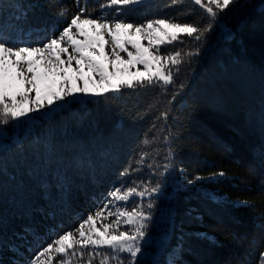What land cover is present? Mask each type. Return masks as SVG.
Segmentation results:
<instances>
[{
    "label": "trees",
    "instance_id": "1",
    "mask_svg": "<svg viewBox=\"0 0 264 264\" xmlns=\"http://www.w3.org/2000/svg\"><path fill=\"white\" fill-rule=\"evenodd\" d=\"M249 2L255 7L220 14L219 29L201 45L200 56L180 66L177 84L169 90L124 89L71 103L0 150V264H28L55 233L78 227L122 179L161 183L162 194L142 202L146 212L149 199L157 207L150 210L141 264H259L264 253L259 227L264 224V16L259 10L264 0ZM102 3L51 0L49 7L48 0H0V29L13 40L36 42L60 30L81 7L101 15ZM61 7L67 20L57 16ZM114 12L115 7L103 9L112 18ZM157 17L207 20L190 0H146L124 9L120 18ZM226 32L232 33L227 40ZM194 47L193 41L186 50ZM180 83L183 90L169 104ZM165 111L167 120L161 115ZM169 133L166 144L163 136ZM146 137L151 143L142 145ZM141 150L148 153L144 166L121 178L124 168L137 167ZM164 163L170 168L160 176ZM220 171L226 175L215 182L197 181L203 184L199 191L185 183ZM207 190L228 200L247 199L255 210L214 203L202 196Z\"/></svg>",
    "mask_w": 264,
    "mask_h": 264
},
{
    "label": "snow or ice",
    "instance_id": "2",
    "mask_svg": "<svg viewBox=\"0 0 264 264\" xmlns=\"http://www.w3.org/2000/svg\"><path fill=\"white\" fill-rule=\"evenodd\" d=\"M145 3L146 0H105L100 5L99 16H93L86 7H81L60 30L45 33L43 39L36 42L13 40L0 29V128H7L10 122L22 121L32 114H42L45 109L51 114L54 106L59 107L80 95L107 97L110 93L120 94L124 89L163 87L169 90L177 84L180 66L190 64L193 58L200 56L201 45L210 33L219 29L224 19L221 13L255 7L249 0H190L191 5L199 6L206 14V22L170 17L143 22L120 18L124 9ZM48 6H53L51 0H48ZM105 7H115V18L103 14ZM259 11L264 16V6ZM68 15L67 9L62 7L57 12L64 20ZM231 36V32L224 34L226 40ZM141 41H147V44ZM193 41L195 47L186 50ZM183 88L180 83L172 92L169 104ZM161 115L164 120L168 119L167 111ZM169 139L170 133L163 136L166 144ZM150 143L147 137L142 141V145ZM138 157L137 167L124 168L119 173L121 178L139 171L148 159V153L141 150ZM147 167L155 168L152 163ZM161 167L164 171L159 175L164 176L170 164L164 163ZM153 174L157 173L154 171ZM225 175L220 171L207 178L187 179L185 183L199 191L203 184L197 186V181L207 179L212 183ZM161 194L160 182L153 185L133 180L128 184L122 179L121 186L114 187L105 201L82 219L78 227L55 233L28 264H53L54 261L55 264H73L74 259L76 264H141L142 241L147 235L148 221L152 219L150 210L157 207L155 200L149 199L146 204L149 211L146 212L142 202L146 197ZM201 194L214 203L226 202L235 208L255 210L247 199L228 200L211 190ZM260 219L264 220V213ZM259 227L264 230V224ZM202 235L207 238V234ZM173 264L177 262L173 261ZM259 264H264V253H261Z\"/></svg>",
    "mask_w": 264,
    "mask_h": 264
},
{
    "label": "rangeland",
    "instance_id": "3",
    "mask_svg": "<svg viewBox=\"0 0 264 264\" xmlns=\"http://www.w3.org/2000/svg\"><path fill=\"white\" fill-rule=\"evenodd\" d=\"M85 27L87 28L88 26L85 25ZM136 39H139V38L136 37ZM141 42L144 43L145 45L147 44V41H141ZM122 55L126 56V54H123V53ZM138 67L142 68V66H138ZM96 98L98 97L80 95L77 99H69L63 102L59 107L54 106V109L51 112V114H49L48 110L45 109L42 114L36 113V114H32L31 117L23 119L22 121L10 122L7 128H0V150L5 149L6 147L10 146L13 143L20 142L22 137L25 136L29 132L31 127H33L35 124L39 123L42 120L41 116H47L48 118L51 115H53L56 111L60 110L63 107L69 106L71 103H74V102L85 103L87 100L96 99ZM144 257H145V254L142 253L141 258H144Z\"/></svg>",
    "mask_w": 264,
    "mask_h": 264
}]
</instances>
